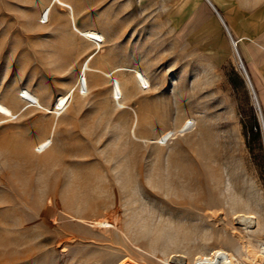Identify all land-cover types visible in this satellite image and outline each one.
<instances>
[{
	"label": "rangeland",
	"instance_id": "1",
	"mask_svg": "<svg viewBox=\"0 0 264 264\" xmlns=\"http://www.w3.org/2000/svg\"><path fill=\"white\" fill-rule=\"evenodd\" d=\"M213 1L258 105L205 0H107L78 17L101 47L66 0H0V264H191L241 246L240 213L263 229L264 0Z\"/></svg>",
	"mask_w": 264,
	"mask_h": 264
},
{
	"label": "bare ground",
	"instance_id": "2",
	"mask_svg": "<svg viewBox=\"0 0 264 264\" xmlns=\"http://www.w3.org/2000/svg\"><path fill=\"white\" fill-rule=\"evenodd\" d=\"M209 1L211 2V4H213L211 0H209ZM205 2L213 10V12L216 15H218L215 12L212 5L207 0H205ZM218 16L220 17V15H218ZM218 16H217L218 20L220 21V23L222 25H224V22L221 21L222 20L221 17L219 18ZM223 27L225 28V30L229 36V39L232 43L234 51L237 53V56H238L239 61H240V66H241V68L245 74L247 84L251 90V93L253 95L254 100L256 101V103L258 105V103L260 104L258 94L255 91V88L253 86V82H252V80H251V78L247 72V69L245 68V66L242 63L241 57H240L239 52H238L237 45H236V47L234 46L235 40L232 39L233 36L231 35L230 29L229 28L227 29L225 26H223ZM79 33H81V35L85 39L92 42L97 47H101V44L105 41L104 34H102L97 29H88V30H84V31L79 32ZM86 68H87V64L84 68L82 67V75H81V82H80V87L82 88V91H85V90L88 91V87H89L88 81H87ZM135 83H136V87L138 89H140L141 91H146L150 87V79H149L148 75L144 72H136ZM113 94H114V96H115V98L119 104L121 103V101H124L126 99L122 84L117 80L114 82ZM28 96L30 97L29 99L33 100L34 97H32L31 95H27V97ZM34 102H35V99H34ZM66 103H67V101H66L65 97L60 100V106H65ZM260 122L263 126V132H264V115H263V113L260 114ZM161 138H163V137H161ZM46 146H48V143H46V142H43L41 144V148H45ZM13 150L15 151L16 149L13 148ZM18 153H25V152L19 151ZM27 156H29V155H27ZM53 158H55V161H56V160H58V158H60V156H54ZM47 185L48 184H46V186ZM75 196L68 193V192L65 193L64 197H63L64 203L67 206H72L74 204V202L77 201ZM80 201H81L82 205L83 204L87 205L88 210L95 205L93 197L89 196V195L83 196V198ZM102 206H103V204H102ZM82 211L85 213L86 209H83ZM89 211H90V213H93L96 210L95 211L89 210ZM106 211H108V210H106ZM87 213H89V212L87 211ZM104 215H105V213H104ZM108 216H109V213L107 215H105V217H107V218H108ZM253 216L255 217L254 221L250 219V217H253ZM236 220L238 221V223H240L242 225V229L244 231V237H240V241H241V242H239L241 245L240 247L234 248L232 250L231 249L226 250L224 248H215V249L209 250V252H207V253L206 252L205 253L200 252L195 257H193L194 259L192 260L191 264H264V242H262L258 248H253L254 246H251L252 242L250 243L251 245L250 244L246 245L244 243L245 238H250V235L252 233H254L256 231H263L264 227L262 229V223L251 212L250 213H244L243 212V213L238 214L236 216ZM238 236H240V235H238ZM217 254H219V255H217ZM174 258H176L177 264H189L187 259L184 256H174Z\"/></svg>",
	"mask_w": 264,
	"mask_h": 264
},
{
	"label": "crops",
	"instance_id": "3",
	"mask_svg": "<svg viewBox=\"0 0 264 264\" xmlns=\"http://www.w3.org/2000/svg\"><path fill=\"white\" fill-rule=\"evenodd\" d=\"M66 1H68L69 3H71L72 4V6L74 7V9H75V18H76V24H77V26H78V17H80V16H84V15H90L91 14V10H96V9H98V11H99V14L101 13V11L103 12V14H106V7H105V5H106V3H107V0H93V2H92V0H66ZM212 1V3L214 4H212L213 6H214V8L218 11V9H217V6H216V3L213 1V0H211ZM48 2H49V0H48ZM48 2L46 3V4H44L43 6H42V8L45 6V5H47L48 4ZM93 3V4H92ZM211 3V2H210ZM218 13L220 14V12L218 11ZM56 15L59 19L61 18V17H63V16H65V17H67V19H68V21H69V18H68V15H67V13L65 12V11H63L62 10V8H60V7H55L54 8V10H53V12H52V15H51V18H52V16L53 15ZM218 16V15H217ZM220 16H221V21H223L224 23H225V25L227 26V24H226V22H225V20H224V18L222 17V15L220 14ZM219 17V16H218ZM220 18V17H219ZM222 22V23H223ZM69 28H70V30H71V33L74 35V34H77L73 29H72V27H71V24H70V21H69ZM224 26V25H223ZM79 27V26H78ZM80 28V27H79ZM229 27L227 26V29H228ZM80 29H89V28H80ZM95 29V28H94ZM231 32V31H230ZM231 35H233L232 34V32H231ZM232 39H234L235 41H237L239 38H237V37H234V38H232ZM257 45L260 47V48H262V49H264V46H262L261 44H259V43H257ZM262 63H264V61L262 62ZM259 70V74H261L260 73V69H261V66L259 65V68H258Z\"/></svg>",
	"mask_w": 264,
	"mask_h": 264
},
{
	"label": "water",
	"instance_id": "4",
	"mask_svg": "<svg viewBox=\"0 0 264 264\" xmlns=\"http://www.w3.org/2000/svg\"><path fill=\"white\" fill-rule=\"evenodd\" d=\"M209 3H210V1L209 0H207ZM211 4V3H210ZM212 5V4H211ZM212 7L214 8V6L212 5ZM214 10H215V12L218 14V15H220L219 13H218V11L214 8ZM221 17V16H220ZM224 26L227 28V26L225 25V23H224ZM234 46L236 47V43L234 44Z\"/></svg>",
	"mask_w": 264,
	"mask_h": 264
},
{
	"label": "snow or ice",
	"instance_id": "5",
	"mask_svg": "<svg viewBox=\"0 0 264 264\" xmlns=\"http://www.w3.org/2000/svg\"><path fill=\"white\" fill-rule=\"evenodd\" d=\"M0 111H2V109H0ZM38 151H39V149H38ZM250 219L254 221L255 220V217L254 216L253 217H250ZM217 255H219V254H217Z\"/></svg>",
	"mask_w": 264,
	"mask_h": 264
}]
</instances>
